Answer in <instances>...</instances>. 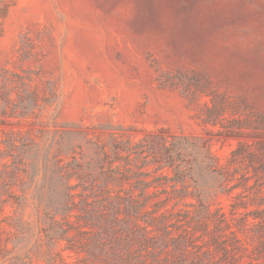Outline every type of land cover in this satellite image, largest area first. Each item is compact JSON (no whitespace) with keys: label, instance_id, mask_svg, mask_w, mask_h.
<instances>
[{"label":"rangeland","instance_id":"1","mask_svg":"<svg viewBox=\"0 0 264 264\" xmlns=\"http://www.w3.org/2000/svg\"><path fill=\"white\" fill-rule=\"evenodd\" d=\"M5 244L264 264V0H0Z\"/></svg>","mask_w":264,"mask_h":264},{"label":"trees","instance_id":"2","mask_svg":"<svg viewBox=\"0 0 264 264\" xmlns=\"http://www.w3.org/2000/svg\"><path fill=\"white\" fill-rule=\"evenodd\" d=\"M56 225V221L54 223ZM18 236V235H17ZM17 238V237H16ZM18 249V242L15 243L14 245V251H16ZM11 252L10 248L8 247L7 244L3 245L2 249H0V261L4 258H6V256ZM5 263H6V260H5ZM3 263V264H5Z\"/></svg>","mask_w":264,"mask_h":264}]
</instances>
